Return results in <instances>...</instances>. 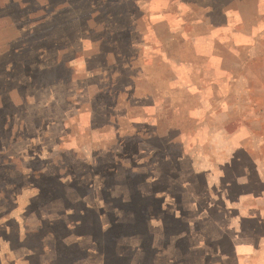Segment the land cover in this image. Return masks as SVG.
<instances>
[{"label":"rangeland","instance_id":"rangeland-1","mask_svg":"<svg viewBox=\"0 0 264 264\" xmlns=\"http://www.w3.org/2000/svg\"><path fill=\"white\" fill-rule=\"evenodd\" d=\"M182 1L207 6L181 17L167 0L152 17L150 0H0V264L219 263L205 256L207 243L230 247L231 236L248 235L226 229L241 226L264 242L263 185L251 169L264 155L263 60L249 58L243 93L224 89L231 122L211 121L224 111L205 104L206 91L168 98V66L150 62L152 45L168 57L184 36L190 56L194 38L223 33L194 24L201 12L217 21L216 0ZM255 1L228 0L237 27L247 28ZM241 124L255 134L209 132ZM177 242L189 246L182 256Z\"/></svg>","mask_w":264,"mask_h":264},{"label":"crops","instance_id":"crops-1","mask_svg":"<svg viewBox=\"0 0 264 264\" xmlns=\"http://www.w3.org/2000/svg\"><path fill=\"white\" fill-rule=\"evenodd\" d=\"M150 1L154 2L153 0ZM163 1L164 0H155V2H160L157 7V10H155L156 8L153 7V4L155 2L154 3L151 2L150 5H152V7L148 8L149 15L153 14L152 15L153 17L155 14H157L156 11H160L158 10L159 7L161 8L162 11H164L163 9H165V5L168 8L169 5L171 4V2H167V0L166 2L164 1L165 3H163ZM255 2L257 6L254 9L253 18L251 22H249V25H246L247 28L244 29H242V27L240 28L237 27L239 26L240 23L237 24V22H239V20L237 19L238 18L237 15L231 14L230 11L234 9L233 8L234 5L232 2H230L229 4L228 0H216L218 7L215 8L216 9L215 20L217 21L209 20L205 16L206 14L201 12L200 16L197 17V22L194 24L201 25L205 23V25L209 24L210 26L216 25L215 29L218 28V30L220 31L222 30L223 32L222 34H219V36H209V37L202 36V38L200 39V42L202 44H199L200 42L198 43L195 41L196 39H198V37L194 38L193 40L194 47H192L193 49L192 51H190L189 54L191 57L193 56L195 59L197 58L201 59V64H198L195 61L193 62L192 58L190 56H187V53H185V50L187 49L186 48L187 43L191 44V40L185 39L184 36L178 37L176 47H172V49L176 48L175 49L176 52L173 53L172 55H169L168 57H166V55L164 54V52L166 51L164 50H163L164 52L154 51V45H152L151 51L149 52V56L151 60L150 62L153 65L160 67L161 65L168 66L167 69H164V71L161 74L166 78L168 84V98L172 97V95L174 93H177L179 90H184V91L189 90L193 92L192 96L194 100H201L204 91H206L208 92L209 95L208 97L210 98L211 102H205V104H209L210 106L217 104L219 105L220 108L218 110L224 111L220 114L217 113L215 115V119H213L214 118L213 117L211 121L214 123L213 120H215L221 124L226 122H231L233 112L229 110L228 104H226V106L224 104V106L226 107L224 110L221 109V106L223 104L220 103V97L223 96L224 89L226 88V90L230 89L232 91L242 90L241 93H243V90L248 88L249 58H253L252 54H255L254 56L256 57L260 56L259 59H262L264 63V55H263L264 51L260 53V54L263 53L262 55L254 53L255 46L261 42V40L263 39L262 36L264 34V29L261 32H259L264 27V0H256ZM175 3L180 4L179 8H177V11L181 17H183L182 15L186 14L188 11L190 12L192 9H195L193 8L195 6H197L196 8H198V10L204 9V7L207 6V3L206 4L200 3L196 5L197 3L183 2L182 0H175ZM242 30L243 31L246 30L247 33L246 36L239 34V32ZM248 33H250L251 35H249ZM134 42L142 43L143 41H141V39L139 38V40L136 39L134 40ZM183 44L185 47L182 46ZM166 46L167 49H169L168 51H170L171 48H168L169 45ZM242 51L245 52L241 58L240 53ZM165 59H167V61H165ZM122 68H123V64L120 63V70ZM132 75H134V73ZM133 84H137V83L130 82L128 83V86L129 85L134 86ZM194 92L196 94H194ZM242 98H244V95H242ZM233 102L234 103L231 104L232 110L234 109L235 100H233ZM218 110L217 109L214 110L213 107L214 112H218ZM243 121H247V120H243ZM201 123H202V118L199 117L195 118L193 126L191 128L192 133L195 135L197 139L203 135L202 134L203 126ZM248 125L245 126L241 124V130L238 129L218 130V127L215 126V130L213 131V133L212 131L209 132L210 134L213 135L222 133V135H225L226 137L240 138L243 140L251 137L252 134H255L254 132L252 133L250 131ZM218 147L219 146H217L216 148ZM225 147L227 148V146H224L223 148L226 149ZM259 148L260 145L257 146V149ZM263 148L264 147H262L261 150ZM241 169H243V172H242V179L241 181H239V184L248 185L250 183V169L249 168H241ZM251 169L253 172H255L254 170H256L258 182L263 185L260 188V191L258 192V197L261 201H264V155L262 159H260L257 162V164H253ZM245 216H247L248 218H253V215L245 214ZM250 229L249 227L241 226L239 230L240 232L238 233L235 232L232 228H227L225 234H229L230 232H232L234 234L248 235L245 238L239 237V239H235V241L233 236H231L229 242L230 247L228 246V243L222 248H219L220 246H223L222 244L219 246L218 245L219 243L218 244L215 243V246L213 247L212 242H209V244L207 243L206 247L208 248V250L206 251L205 256L208 255V258L210 259L216 258L215 256H217V258L219 257V263L218 260L215 261L214 259V261L211 262L210 264H233L229 259V253H230L229 249L235 251L234 256L236 255L235 259H237L236 264H251L252 261H254V263L256 264V259L254 257L255 255H259L261 251L264 252V242L261 241L258 242L259 238H257L256 236L257 234L260 233H257V231H255V228H250ZM162 232L164 233V231ZM190 232L195 233V230L192 231L189 228L187 230V233ZM263 235H264V231H263ZM177 246H179V242H177ZM183 247L185 249V253H186L185 247L189 248V246H187L186 243H184L181 247L179 246L178 250H180L181 256H182L181 251ZM245 255L246 257H244Z\"/></svg>","mask_w":264,"mask_h":264},{"label":"trees","instance_id":"trees-1","mask_svg":"<svg viewBox=\"0 0 264 264\" xmlns=\"http://www.w3.org/2000/svg\"><path fill=\"white\" fill-rule=\"evenodd\" d=\"M16 85V84H15ZM13 87H14V85H13Z\"/></svg>","mask_w":264,"mask_h":264}]
</instances>
